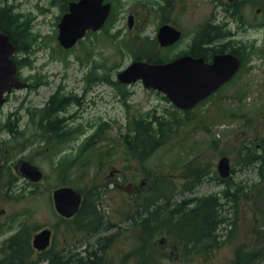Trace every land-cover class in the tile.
I'll return each instance as SVG.
<instances>
[{"label":"rangeland","instance_id":"374dc122","mask_svg":"<svg viewBox=\"0 0 264 264\" xmlns=\"http://www.w3.org/2000/svg\"><path fill=\"white\" fill-rule=\"evenodd\" d=\"M109 1L119 11L114 24L87 34L75 47L64 50L57 40V25L64 14L62 0H0V5H14L25 14L35 35L29 53L15 55L17 60L28 57L30 66L20 70L19 77L30 87L14 90L0 108V181L15 176L24 191L18 199L8 197L18 192L0 194V256L6 239L24 224L31 239L42 229L52 231V255L76 253L84 249L85 242L95 246L99 236H113L98 254L102 264H130L128 255L138 249L141 233L130 227L129 215L140 210L145 200L153 199V191L172 195L174 204L226 188L227 183H215L217 162L226 156L233 170L230 186L241 187L242 197L236 209L226 214L221 245L208 255H188L172 240L157 235L148 242L146 252L158 258L156 264H230L241 247L242 252L261 253L251 264H264V168L260 172L259 163H246L248 155L264 151V48L255 56L250 75L242 70L218 97L182 113L141 82L129 86L117 82L118 72L135 56L150 53L154 57L156 53L150 46L155 35L154 0ZM188 1L192 14L177 20L180 29L197 30L213 8L218 14L220 0ZM258 8L260 13H256ZM128 11L136 15L132 28L127 26ZM239 12L241 20L246 17L256 26H264V1L256 0ZM256 34L264 35V29ZM57 91L72 102L58 116L63 130L71 133L65 144L54 147L34 133L37 118L26 109L39 111ZM146 112L176 122L171 124L170 139L140 163L131 157L123 139L132 129L133 119ZM7 120L27 137L18 139L8 133L3 127ZM91 135L92 143L80 153L81 144ZM63 160L72 167L61 186ZM21 162H29L42 173L39 182L31 183L20 174ZM94 185L105 190L100 206L111 227L86 239L75 223L62 221L51 197L58 186L88 192Z\"/></svg>","mask_w":264,"mask_h":264},{"label":"trees","instance_id":"16d2710c","mask_svg":"<svg viewBox=\"0 0 264 264\" xmlns=\"http://www.w3.org/2000/svg\"><path fill=\"white\" fill-rule=\"evenodd\" d=\"M62 1L64 2L63 11L66 12L68 1L75 0ZM112 16L113 14H111ZM0 33L6 34L15 45V55H27L35 38L30 30L26 15L17 12L16 7L8 3L0 5ZM14 60L19 71L30 66L28 57H23L21 60L14 57ZM137 60H146L149 63L156 62L155 57L145 53L142 56L139 54L135 56L134 61ZM70 101L68 97L57 91L39 111L37 108L26 109L29 115L37 118L38 127L34 128V133L44 139L45 143L56 147L65 144L70 138L71 130L65 132L63 120L58 117L59 113L66 110L72 103ZM172 122L175 124L176 120L166 119L163 116L158 117L152 112H146L134 118L132 129H128L129 133L123 139L131 157L140 163L146 162L155 151L170 139ZM12 124L10 120H7L3 127L11 135H17L18 139L21 137L25 139L27 137L26 132L18 131L15 125L11 126ZM92 139L93 135L86 138L81 144L80 153L92 143ZM66 161L60 162L61 186L68 178V172L72 167V164H67ZM246 161L248 164L259 163V171L261 172L264 168V151L260 155H256V153L251 156L248 155ZM19 180L15 176L6 180L1 179L0 194L5 195L8 191H13V193H18L8 197H15L16 199L22 197L24 191L17 186ZM215 183L217 185L227 183L228 185L215 193L187 197L174 204L171 202L172 195H168L164 191H153L152 198H154L145 200L141 203L140 210L137 209L129 215L130 227H136L141 233L138 236V249L128 255L130 264L157 263L158 258H154L151 253L146 252L148 242L157 235L172 240L188 255H208L218 248L221 245V227L228 223L226 214L236 209L237 201L242 197L240 196L242 192L240 191L241 187L233 189L228 179L221 180L216 176ZM78 191L84 197L78 214L71 219H63L62 221L75 223L76 229L85 232L86 239L87 236H95L101 231H108L111 225L107 220L105 210L100 206V198L105 190H100L96 185L94 188L91 187L88 192L81 189ZM23 225H20L18 231L6 239L7 245L5 244L2 248L3 255L0 256V264H102L101 255L98 254L113 238V236L112 238L99 236L95 239V246L85 242L84 249L79 252H57L52 255L51 247L41 253L35 252L31 246V236L25 232L26 227ZM260 257V252H242L240 247L230 264H251Z\"/></svg>","mask_w":264,"mask_h":264},{"label":"water","instance_id":"95a60500","mask_svg":"<svg viewBox=\"0 0 264 264\" xmlns=\"http://www.w3.org/2000/svg\"><path fill=\"white\" fill-rule=\"evenodd\" d=\"M233 1V0H229ZM110 5L103 0H79L68 4L65 13L57 25V40L65 49H71L78 40L82 39L88 30H99L109 15ZM133 20H128L129 27ZM179 32L170 28L161 29V38L176 40ZM15 47L6 34L0 33V108L6 102V95L12 90L27 87L26 83L17 77L18 68L13 60ZM222 57L212 66H205L199 60L189 57L181 58L166 65H153L141 61L130 64L117 76L122 84L141 81L145 88L162 93L174 106L181 110H189L209 94L217 90L237 70L238 62L233 59L226 63ZM222 179L229 177L231 166L226 156L221 157L216 165ZM20 173L32 182H38L42 173L28 162H22ZM55 211L64 219L73 217L82 203V196L69 187L55 189L52 193ZM51 244V231L43 229L32 240V247L37 251H45Z\"/></svg>","mask_w":264,"mask_h":264},{"label":"flooded vegetation","instance_id":"af4514ba","mask_svg":"<svg viewBox=\"0 0 264 264\" xmlns=\"http://www.w3.org/2000/svg\"><path fill=\"white\" fill-rule=\"evenodd\" d=\"M255 2L256 0H220L217 3L219 7L218 14H214V16L209 14L210 16L205 22L203 21L200 23L201 25H197L199 27L197 30H186L185 27L184 29L178 27L177 20L182 16L189 18L188 13L190 14V11H188L187 6L190 1L154 0L155 35L150 40H152L156 52L154 54L155 65H166L185 57L199 60L205 66H212L217 59L222 57H230L224 58L226 63H231L234 61L233 59L238 62L236 72L194 108L222 94L227 87L238 79L242 70L247 72V75L251 74L254 68V58L259 54L260 49L264 48V35L258 36L256 32L262 31L264 26L258 27L248 21L246 17L240 22L235 16H240L241 12L239 10L242 7L247 8ZM179 8L181 11H179ZM260 12L261 8H258L256 13ZM241 25H244V30L235 28L227 35L214 33L217 27H239ZM164 26H169L170 29L178 31L180 33L179 37L173 41L162 39L160 33ZM261 40L263 43H261Z\"/></svg>","mask_w":264,"mask_h":264},{"label":"bare ground","instance_id":"6f19581e","mask_svg":"<svg viewBox=\"0 0 264 264\" xmlns=\"http://www.w3.org/2000/svg\"><path fill=\"white\" fill-rule=\"evenodd\" d=\"M139 1H141V2H145L146 0H139ZM229 1V0H228ZM233 1H235V0H233ZM103 4H109L110 5V11H109V15H108V17L106 18V20H105V22H104V24H103V26L101 27V28H103V27H107V26H109V25H112V24H114V22L117 20V16L116 15H118L119 14V11H118V9H117V7L111 2V1H109V0H103ZM142 4H144V3H142ZM217 7H218V5H217ZM213 8V6H211V9ZM111 14H113V16L111 17ZM191 14H192V10L190 11V16H191ZM214 14H215V10H214V8L211 10V12H210V15L211 16H214ZM110 17H111V19H110ZM135 17H136V15H135V13H133V12H131V11H128V15H127V18H126V20H127V26H128V28H132L133 27V24H134V20H135ZM240 22H242V20H241V17L239 16V15H237V16H235ZM61 18H62V16H61ZM61 18H60V20H61ZM131 18V20H133V23H132V26L131 27H129V25H128V20ZM60 20H59V22H60ZM110 20V21H109ZM230 24V23H229ZM165 28H170L169 26H164ZM100 28V29H101ZM235 28H240L241 30L243 29L244 30V25H241V26H239V27H234V26H231V27H227V28H216V30H214V33L215 34H217V35H219V34H223V35H227L230 31H232L233 29H235ZM99 29V30H100ZM99 30H97V31H99ZM97 31H91V30H88L87 32H86V34H85V36L87 35V34H91V33H95V32H97ZM118 33V32H117ZM58 35V34H57ZM85 36L82 38V39H80V40H78V41H81V40H83L84 38H85ZM12 43V42H11ZM13 44V43H12ZM13 46L15 47V45L13 44ZM150 46H153V43H150ZM254 262V261H253Z\"/></svg>","mask_w":264,"mask_h":264}]
</instances>
